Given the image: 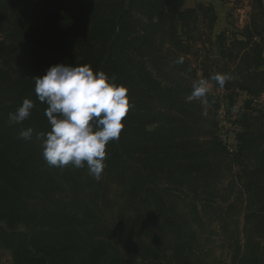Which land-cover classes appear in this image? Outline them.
Wrapping results in <instances>:
<instances>
[{"label":"trees","instance_id":"1","mask_svg":"<svg viewBox=\"0 0 264 264\" xmlns=\"http://www.w3.org/2000/svg\"><path fill=\"white\" fill-rule=\"evenodd\" d=\"M215 21L211 4L184 0H0V250L11 264H264V104L250 106L264 91V0H252L237 34L214 32ZM57 63L88 64L127 88L124 127L106 145L99 180L86 163L53 167L42 156L36 133L50 124L35 77ZM218 73L231 77V104L248 95L232 152L216 134L214 95L187 100L193 81L219 86ZM25 98L30 116L10 123ZM222 180L239 187L224 210Z\"/></svg>","mask_w":264,"mask_h":264},{"label":"clouds","instance_id":"2","mask_svg":"<svg viewBox=\"0 0 264 264\" xmlns=\"http://www.w3.org/2000/svg\"><path fill=\"white\" fill-rule=\"evenodd\" d=\"M178 58L177 62H182ZM223 88L230 76L212 77ZM104 71L95 72L88 64L57 63L35 77L34 91L41 103L47 105L45 115L50 124L47 132H37L41 140L42 156L49 166L65 167L69 164L83 168L97 180L101 178L106 159V145L119 140L124 127L122 120L129 110L127 88L115 82ZM190 102L206 97L208 81H193ZM206 103V99H204ZM34 107L25 98L15 113H9L10 123H21L30 116ZM34 129H22L19 137L32 139Z\"/></svg>","mask_w":264,"mask_h":264},{"label":"rangeland","instance_id":"3","mask_svg":"<svg viewBox=\"0 0 264 264\" xmlns=\"http://www.w3.org/2000/svg\"><path fill=\"white\" fill-rule=\"evenodd\" d=\"M203 4H208V3H203ZM184 7H186V5L184 4ZM231 22V21H230ZM234 24H231L230 27H228L229 32H236L234 30ZM234 34H237L234 33ZM228 38L231 39L230 34L228 35ZM2 39V35L0 34V40ZM209 47V46H208ZM200 56H203V53L200 54ZM196 59V58H195ZM194 59V60H195ZM201 58L197 57V59L194 61V64L197 65V68H199L200 65V61ZM213 61H218L219 58L217 56L212 58ZM201 71L198 69L197 71V76L201 77ZM208 88H209V93L214 95V98L217 100L218 103V108L215 109L216 115H215V120L217 121V126H216V134L217 137L219 138V140L225 145V147L230 151H234L236 148V144H237V140H236V133L238 131H240L241 127H240V119L243 116V114H245L246 112H249L250 109H246L245 106V100L248 98V95L244 92H238L237 95H233V104L230 103V91L227 90L226 88H221L220 86H214L210 83H208ZM264 104V91L263 93L259 96L253 99L252 103H251V107L254 109L260 108L262 107ZM205 109H209V110H213L212 106H206V105H202ZM151 128V126L149 127V129ZM234 170H237V168L235 167ZM116 185V182L114 180H111V187H109V191L110 194L112 195V192L114 191V186ZM235 187V188H234ZM220 191L218 192V195L221 194V196H224V199H220L217 201L218 205H221V209L224 210L227 206V204L229 202H231V200H233L234 196L236 195V193H238L239 187L238 186H233L232 189H230V187H227V181L226 180H222L221 184L219 185ZM228 197V198H225ZM245 196H242V199H245ZM239 203V202H238ZM198 204L201 206V202H198ZM242 206L241 205H234V207L232 208V210L227 213V216L230 215V218H227L225 221L227 222L228 228H232L233 225V220L236 218V213L237 211L240 212ZM105 211V210H104ZM109 212V211H107ZM242 212V211H241ZM110 213V212H109ZM203 213H206L205 215V219H207V216L209 217H213L214 216V212L211 211L210 209L206 208ZM225 212H223V215H226ZM242 214V213H241ZM107 216H109L107 214ZM241 220V219H240ZM241 222V221H240ZM212 224H206L204 225V233H202V237H201V242H202V246H204L206 248V246H210L211 248H213V245H206L207 243H209L210 239L207 240V235H209V232ZM216 226V225H215ZM238 227H242L241 223H238ZM217 232L215 237H212L211 240L215 239L216 242L214 243L215 247V253L214 256L217 257L220 255L221 252V248H220V243H222L221 241H223V239L221 237H218L219 235H221L222 233H220L221 231H215ZM245 233L244 231L241 233V238L243 239ZM243 242V240H242ZM204 251H206V249H204ZM228 254V248H226L225 251ZM0 264H11V254L9 251L7 250H0Z\"/></svg>","mask_w":264,"mask_h":264},{"label":"crops","instance_id":"4","mask_svg":"<svg viewBox=\"0 0 264 264\" xmlns=\"http://www.w3.org/2000/svg\"><path fill=\"white\" fill-rule=\"evenodd\" d=\"M199 3L213 6L216 14L214 32L228 28L231 24L235 25L236 32H240L249 21L252 0H184L186 7H195Z\"/></svg>","mask_w":264,"mask_h":264}]
</instances>
